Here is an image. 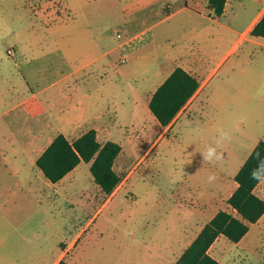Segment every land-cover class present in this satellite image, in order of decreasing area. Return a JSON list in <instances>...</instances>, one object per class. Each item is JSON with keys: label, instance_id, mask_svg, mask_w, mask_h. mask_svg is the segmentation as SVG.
Instances as JSON below:
<instances>
[{"label": "rangeland", "instance_id": "374dc122", "mask_svg": "<svg viewBox=\"0 0 264 264\" xmlns=\"http://www.w3.org/2000/svg\"><path fill=\"white\" fill-rule=\"evenodd\" d=\"M162 1H150L153 4L148 12L155 14L151 16L154 19L149 18L146 24L137 20L128 26L126 19L145 13L136 12V0H0V92L6 84L19 87L28 83L40 88L68 69L87 66L93 71L109 61L121 71L119 75V71H110L116 79L120 114L135 109L133 98L126 100V93L133 90L141 102L143 91L154 83L155 64L162 57L163 44L158 40L151 43L150 39L167 23L152 27L129 46L125 42L132 30L141 32L162 18ZM263 3L259 0L257 6L247 5L246 10L257 13ZM9 51L16 53L9 56ZM136 61L140 62L138 74L133 68ZM227 64L234 65L235 75L220 74L214 83L220 90L234 81L245 84L246 102L239 107L244 113L238 115L246 119L243 127L227 132L231 139L220 146L219 132L207 122L208 111L202 116L206 123L197 122L199 128L184 138L188 148H181V138L176 139L174 134L161 135L164 138L160 140L155 118L140 103L136 110L144 122L139 124L145 123L148 130L142 132L143 136L131 137L141 143L138 153L131 156L127 148L117 159L115 171L127 182L114 195L99 196L86 163L78 169L81 192L72 194L65 203L66 199L54 197V205L44 202L19 176H8L4 182L11 191L0 198V264H54L60 249H68L66 254L75 264H173L214 213L223 210L237 216L227 203L232 188L223 189L216 184L217 179L210 183L208 178L216 176L215 171L200 167L197 160L203 159L208 148L230 145L231 150L242 151L248 149L245 143L255 140L251 128L264 120V49L254 50L250 43L242 42ZM6 103L7 99L0 97V114ZM103 106L107 108L110 102ZM14 116L16 113L0 117V134H11V129L2 128L9 126ZM155 138L156 148L147 150ZM105 140L99 138L100 142ZM4 144L7 147L8 143ZM127 155L128 164L123 161ZM23 172L32 173L30 169ZM229 183H234L232 176ZM260 194L264 200V193ZM60 204L72 219L80 218L81 225L59 226ZM185 217L192 220V225H180ZM256 239L257 234L250 232L243 239L248 247L244 250L220 236L210 254L225 264H264V258L250 249L259 248Z\"/></svg>", "mask_w": 264, "mask_h": 264}, {"label": "crops", "instance_id": "0c3cea01", "mask_svg": "<svg viewBox=\"0 0 264 264\" xmlns=\"http://www.w3.org/2000/svg\"><path fill=\"white\" fill-rule=\"evenodd\" d=\"M136 1V12L139 10L140 12L145 11V13L143 12L136 19H131V17L126 19L125 24L128 26L134 25L133 23L137 20H140L142 24H146L149 18H155L151 17L155 15L153 12H148V9L152 7L153 1ZM258 2L259 0H226L223 14L220 17H215L208 8V0L162 1L160 9L163 12V14L161 13L163 15L162 18L152 22L141 32L135 29L132 30L134 33L125 42L126 46H129V42L137 39L145 32H150L152 27L167 23L159 29L157 34L151 35L150 39L151 43H156L158 40L163 44L162 57L157 59L158 61L155 64L157 68L155 70L154 83L151 88L143 91L141 102L136 99L139 94L134 95L133 90L130 93H126V100L129 97L133 98L132 101H134L136 106L135 109L132 107L130 110H126L122 114H125L123 117L120 114V109L117 108L115 95L117 90L116 79L112 78L110 73L112 69L119 71L118 75L121 74V71L119 66L109 61L102 62L93 71L87 70V66L79 67L73 71L68 69L66 72L63 71L56 80L40 88H34L28 83L19 87L15 84L4 85L1 88L0 97L1 99L5 97L7 103L0 117L8 116L11 113H16V117L14 116L9 120V126L2 128L11 129V134H7L6 131L0 134V185L3 183V186L5 185L3 189L0 188V198L4 196L3 193L7 192L8 194L11 191L4 182L10 175L13 177L19 176L22 181L26 182L25 185L33 186L31 190L41 195L40 197L48 205L55 204L53 201L54 197L66 199L65 203L70 201L68 197L72 196V194L76 195L81 192V187L77 184L80 181L78 169L84 162H80L56 183H51L46 179L35 164L38 157L58 134H62L69 142H73L88 130L93 129L98 140L102 138L106 139L104 142L110 140L118 143L121 146V151L114 162L113 168L115 170L116 161L125 154V149H131V153H129L131 156L134 152L138 153L140 151L138 148H140L141 143L132 141L131 137H140L141 134L143 136V133L148 130V126L145 123L139 124L143 120H141L138 110H136L138 105L143 103L145 107H148L152 94L176 68H181L194 77L199 82V88L170 126L162 127L153 116L156 120L154 122H156L155 126L158 130L157 133L160 135V140L168 134H174L176 139L178 136L181 138V141H178L181 144L178 146L188 148L184 138L187 134L199 128V124L196 125L197 122L206 123L202 116L207 111L210 114L207 122L215 132H219L220 129L229 132L231 128L243 127L246 116L242 119L238 113L242 115L244 113L239 107L246 102L247 89L245 84L240 81H234L229 85L222 86L220 90V86L215 84L214 80L219 78L220 74L229 76L235 73L234 65L228 66L227 63H229L231 55L242 42L250 43L254 46V50L262 51L264 49V38L250 34L254 25L264 14V3L257 13H250L246 10L247 5L257 6ZM122 45L120 44L118 47ZM9 52V56H14L16 53V51ZM134 57L138 58V56ZM152 57L149 56L148 59L152 60ZM148 63L153 62L149 61ZM139 66L140 62L136 61L133 68L137 74L141 71ZM80 72L82 74L75 77ZM108 102H110V106L105 108L103 104ZM202 106L206 107L205 110ZM16 123L18 124L16 125ZM251 131L255 140L245 143L247 150H231L230 145L220 149L216 145L217 151L223 154L219 162L209 163L200 158L197 160L200 167H207L206 169H210L211 172L215 171L217 176L216 184L218 186L226 190L230 187L232 188L230 195L237 187V183L234 181L235 174L258 142L264 141V120L256 123L251 128ZM134 132L137 135H134ZM161 135H164V137L161 138ZM155 141L147 146V150L156 148V138ZM5 142L8 143L7 147H4ZM129 160L130 156L128 157L127 155L123 161L124 163H129ZM86 164H88V167L90 166V163ZM122 165L124 166V164ZM27 169H30L32 173L24 174L23 171ZM230 176L233 177V185L229 183ZM126 182L127 178L122 180L114 194ZM93 184L99 196L104 195L94 181ZM41 185L42 187L46 186L51 191H46ZM260 192L264 193V182L262 181L257 184L254 193L263 199ZM95 196L97 195L95 194ZM40 197L37 198L43 202ZM60 205L62 206L61 208L59 207L62 215L59 223H54H58L59 226L68 225L71 228L81 225L79 222L80 218L74 217L72 219L69 213L64 210L65 206ZM54 223L52 222V224ZM179 223L180 225H192L193 222L185 217L184 219L181 218ZM263 226L264 214L256 223L248 224V232L236 245L248 250L247 245L243 243V239L250 232H254L257 234L256 241L259 240L256 244H258L260 250L258 251L259 248L254 247H250V249L256 251L260 258H264ZM84 228L85 226L82 227V230ZM213 244L209 248V254ZM67 250H59L54 264L62 258L69 264H75L72 261V257L67 256ZM213 258L216 259L215 257ZM216 260L225 264L219 259Z\"/></svg>", "mask_w": 264, "mask_h": 264}, {"label": "trees", "instance_id": "16d2710c", "mask_svg": "<svg viewBox=\"0 0 264 264\" xmlns=\"http://www.w3.org/2000/svg\"><path fill=\"white\" fill-rule=\"evenodd\" d=\"M226 0H208V8L215 17H220ZM250 34L264 38V14L254 25ZM199 88V82L181 68H176L152 94L148 108L162 127L175 120ZM121 146L114 141L101 143L93 129L88 130L73 142L62 134L56 135L36 160L37 168L51 183H56L80 162L90 163L89 171L96 185L108 197L112 196L122 182L114 170V162ZM260 158H256V154ZM264 141L261 140L234 176L236 189L227 200L237 216L219 210L197 234L190 245L173 264H222L209 254L213 242L222 235L238 243L248 232V224L256 223L264 214V200L254 193L260 181L251 179V173L259 168L264 174ZM56 264H69L60 259Z\"/></svg>", "mask_w": 264, "mask_h": 264}, {"label": "clouds", "instance_id": "9594fccd", "mask_svg": "<svg viewBox=\"0 0 264 264\" xmlns=\"http://www.w3.org/2000/svg\"><path fill=\"white\" fill-rule=\"evenodd\" d=\"M231 139L229 133L225 132L223 129L219 130V139L217 145L220 146L222 142L229 141ZM203 159L209 163L219 162L222 159V153L218 152L216 148H208L203 154ZM256 158H260V154H256ZM261 164L264 165V161H261ZM251 179L264 182V174H261L259 168L254 169L251 173ZM217 179L215 175H210L208 180L209 182H214Z\"/></svg>", "mask_w": 264, "mask_h": 264}, {"label": "built area", "instance_id": "2783aa9c", "mask_svg": "<svg viewBox=\"0 0 264 264\" xmlns=\"http://www.w3.org/2000/svg\"><path fill=\"white\" fill-rule=\"evenodd\" d=\"M120 35H118V37H119ZM10 53V52H9Z\"/></svg>", "mask_w": 264, "mask_h": 264}]
</instances>
